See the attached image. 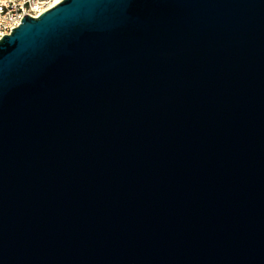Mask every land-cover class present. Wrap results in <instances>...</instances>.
<instances>
[{
	"label": "water",
	"instance_id": "obj_1",
	"mask_svg": "<svg viewBox=\"0 0 264 264\" xmlns=\"http://www.w3.org/2000/svg\"><path fill=\"white\" fill-rule=\"evenodd\" d=\"M0 38V264H264V0H61Z\"/></svg>",
	"mask_w": 264,
	"mask_h": 264
},
{
	"label": "built area",
	"instance_id": "obj_2",
	"mask_svg": "<svg viewBox=\"0 0 264 264\" xmlns=\"http://www.w3.org/2000/svg\"><path fill=\"white\" fill-rule=\"evenodd\" d=\"M51 3L52 0H0V38L17 27L24 15L36 17Z\"/></svg>",
	"mask_w": 264,
	"mask_h": 264
},
{
	"label": "bare ground",
	"instance_id": "obj_3",
	"mask_svg": "<svg viewBox=\"0 0 264 264\" xmlns=\"http://www.w3.org/2000/svg\"><path fill=\"white\" fill-rule=\"evenodd\" d=\"M61 0H52L51 6L55 5L56 3H58Z\"/></svg>",
	"mask_w": 264,
	"mask_h": 264
}]
</instances>
